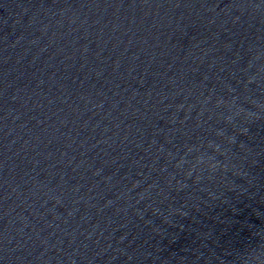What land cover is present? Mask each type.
<instances>
[{
  "label": "water",
  "instance_id": "95a60500",
  "mask_svg": "<svg viewBox=\"0 0 264 264\" xmlns=\"http://www.w3.org/2000/svg\"><path fill=\"white\" fill-rule=\"evenodd\" d=\"M0 264H264V0H0Z\"/></svg>",
  "mask_w": 264,
  "mask_h": 264
}]
</instances>
